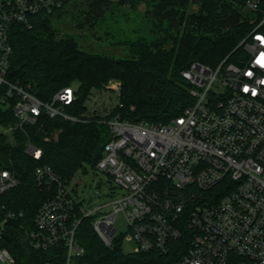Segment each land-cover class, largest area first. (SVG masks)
I'll use <instances>...</instances> for the list:
<instances>
[{
  "label": "built area",
  "instance_id": "2783aa9c",
  "mask_svg": "<svg viewBox=\"0 0 264 264\" xmlns=\"http://www.w3.org/2000/svg\"><path fill=\"white\" fill-rule=\"evenodd\" d=\"M62 1L0 0V84L8 96L15 95V121L2 132L34 123L42 113L76 119L63 107L75 85L42 101L5 79L9 24L28 23V14L49 11ZM242 2L255 10L260 0ZM256 28L239 42L244 56L238 63L211 68L193 61L181 71L191 84L192 102L178 116L149 122L116 114L107 120L110 136L94 168L109 176L119 195L85 208L51 167H36V180L53 183L54 194L38 206L35 227L24 234L28 243L61 248L63 264H74L84 251L75 236L80 219L92 216L93 230L111 246L117 239L114 217L121 212L133 252L166 251L168 241L185 236L188 247L176 264H264V42L257 38L264 34ZM108 83L118 94L116 82ZM25 150L35 158L41 154L29 141ZM17 184L14 172L0 168V195ZM12 263V254L0 245V264Z\"/></svg>",
  "mask_w": 264,
  "mask_h": 264
},
{
  "label": "trees",
  "instance_id": "16d2710c",
  "mask_svg": "<svg viewBox=\"0 0 264 264\" xmlns=\"http://www.w3.org/2000/svg\"><path fill=\"white\" fill-rule=\"evenodd\" d=\"M76 0L27 15V22L13 21L8 27L11 46L5 79L18 83L42 101L59 89L75 85L64 112L75 120L48 117L42 113L34 123L13 129L12 140L0 131V168L17 176L18 184L0 195V245L13 256L12 264H63L61 248L37 249L24 234L34 229L38 206L54 194V184L39 183L38 166L48 165L65 183L88 164L94 167L103 144L109 139L107 120L118 114L130 121L167 122L192 102L191 84L182 75L191 62L211 68L219 63H238L244 51L239 42L255 27L264 34V0L248 10L242 0H84L77 24L92 27L115 3L135 9L145 5L150 16L149 35L136 34L121 43L128 55L116 57L82 48L69 33H59L53 18ZM84 4V5H83ZM196 6V7H193ZM78 10V12H79ZM82 16V17H80ZM116 79L120 82L117 101L106 113L89 110L85 102L93 90ZM15 95L0 84V125L10 126L15 117ZM56 133L54 138L52 135ZM48 134L50 137L44 139ZM29 141L40 148L38 158L29 155ZM14 213L8 217V213ZM92 216L82 217L75 236L83 253L74 264H176L186 251V237L171 239L162 251H122L120 239L105 245L92 227Z\"/></svg>",
  "mask_w": 264,
  "mask_h": 264
},
{
  "label": "rangeland",
  "instance_id": "374dc122",
  "mask_svg": "<svg viewBox=\"0 0 264 264\" xmlns=\"http://www.w3.org/2000/svg\"><path fill=\"white\" fill-rule=\"evenodd\" d=\"M76 1L74 5L65 7L61 16L54 17L53 24L59 29V33L66 32L73 35L82 48L93 52L123 57L128 55L125 46L121 43L124 38L134 37L136 34L149 35L148 31L151 28V21L150 16H146L143 13L145 10L143 3H139L135 9H130L128 5L113 3L104 12L101 20L95 23L94 26L88 27V25L79 26L77 24L80 4L84 0ZM109 81L112 84L116 82L118 87L120 86V82L116 79ZM108 82L102 89L92 91L91 96L85 102L89 110H95L103 114L116 103L117 95L114 90L106 86L109 84ZM3 129L5 127L0 125V131H3ZM4 133L12 140L9 130H5ZM56 133L52 135L54 138ZM45 135L48 138L50 137L48 134ZM67 190L85 208L107 202L121 192L119 189L112 187L108 175L97 171L88 164H84L83 167L75 172L67 184ZM95 191L99 193L98 196L94 195ZM114 225L116 227L115 237L120 239L122 251H133L135 244L131 239L127 238V226L121 212L116 213Z\"/></svg>",
  "mask_w": 264,
  "mask_h": 264
},
{
  "label": "snow or ice",
  "instance_id": "6c2138e0",
  "mask_svg": "<svg viewBox=\"0 0 264 264\" xmlns=\"http://www.w3.org/2000/svg\"><path fill=\"white\" fill-rule=\"evenodd\" d=\"M258 39H260L262 42H264V37H257ZM261 57H264V52L261 53Z\"/></svg>",
  "mask_w": 264,
  "mask_h": 264
}]
</instances>
